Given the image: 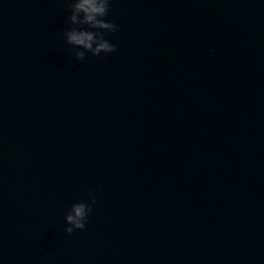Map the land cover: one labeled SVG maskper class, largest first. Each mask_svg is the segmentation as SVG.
Here are the masks:
<instances>
[{
  "label": "water",
  "instance_id": "95a60500",
  "mask_svg": "<svg viewBox=\"0 0 264 264\" xmlns=\"http://www.w3.org/2000/svg\"><path fill=\"white\" fill-rule=\"evenodd\" d=\"M69 15L0 0V264H264V0H111L84 61Z\"/></svg>",
  "mask_w": 264,
  "mask_h": 264
},
{
  "label": "clouds",
  "instance_id": "9594fccd",
  "mask_svg": "<svg viewBox=\"0 0 264 264\" xmlns=\"http://www.w3.org/2000/svg\"><path fill=\"white\" fill-rule=\"evenodd\" d=\"M66 2L70 12L68 16L70 26L64 30L63 35L67 44L74 46L77 60L84 61L86 53L99 56L101 53L117 51V45L106 39V36L118 30L114 22L105 19L111 0H66ZM89 197V201L73 203L66 211L67 234L70 235L77 229H85L88 215L97 202L94 192H89Z\"/></svg>",
  "mask_w": 264,
  "mask_h": 264
}]
</instances>
